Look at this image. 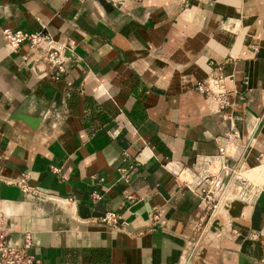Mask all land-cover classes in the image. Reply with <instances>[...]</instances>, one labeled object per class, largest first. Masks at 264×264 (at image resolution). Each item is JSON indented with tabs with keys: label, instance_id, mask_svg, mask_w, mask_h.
<instances>
[{
	"label": "crops",
	"instance_id": "0c3cea01",
	"mask_svg": "<svg viewBox=\"0 0 264 264\" xmlns=\"http://www.w3.org/2000/svg\"><path fill=\"white\" fill-rule=\"evenodd\" d=\"M4 26L70 40L64 72ZM214 65L221 111L194 88ZM230 124L255 192L207 219L163 162L215 153ZM19 176L72 202L27 200ZM0 213L10 242L32 236L28 263L0 264H181L196 239L187 264H264V0H0Z\"/></svg>",
	"mask_w": 264,
	"mask_h": 264
},
{
	"label": "built area",
	"instance_id": "2783aa9c",
	"mask_svg": "<svg viewBox=\"0 0 264 264\" xmlns=\"http://www.w3.org/2000/svg\"><path fill=\"white\" fill-rule=\"evenodd\" d=\"M112 5H120L125 0H105ZM1 35L11 49H15L22 42L29 45L44 43L42 58L52 68V77L57 78L65 70L66 51H71L70 40L55 41L47 32L12 29L4 26ZM226 75L221 72L219 65H214L212 72L197 81L194 88L204 92L212 103L214 111H221L231 103L227 93ZM225 116V114H224ZM229 118V116H226ZM216 152L200 154L190 165H185L176 159H167L163 166L175 175L178 181L196 193L204 201V216L213 218L217 214H226L230 201L248 199L254 192L251 180L243 178L239 167L226 162L227 157L238 158L242 145L237 130L232 124L216 136ZM54 168V167H52ZM55 169V168H54ZM16 183L27 200H50L57 205L72 202V199L60 197L44 192L29 185L24 176L10 180ZM220 209V210H219ZM99 219L111 227H118L119 215L113 210H107ZM6 227L0 213V261L5 263H28L31 256L24 249L31 244L32 236L25 231L19 241L10 242L6 238ZM252 235H254L252 233Z\"/></svg>",
	"mask_w": 264,
	"mask_h": 264
},
{
	"label": "rangeland",
	"instance_id": "374dc122",
	"mask_svg": "<svg viewBox=\"0 0 264 264\" xmlns=\"http://www.w3.org/2000/svg\"><path fill=\"white\" fill-rule=\"evenodd\" d=\"M220 210V209H219ZM218 215V214H217ZM214 218V217H213ZM202 240V239H201ZM201 240H195L194 244L190 246L188 251L182 257L181 264H187L194 256L198 255L199 248L201 246Z\"/></svg>",
	"mask_w": 264,
	"mask_h": 264
},
{
	"label": "water",
	"instance_id": "95a60500",
	"mask_svg": "<svg viewBox=\"0 0 264 264\" xmlns=\"http://www.w3.org/2000/svg\"><path fill=\"white\" fill-rule=\"evenodd\" d=\"M231 202H235V200H233V201H230V203H229L230 205H231ZM227 212H229V213H230V211H229V208H228ZM212 224H214V225H215V224H216V220H214V221L212 222Z\"/></svg>",
	"mask_w": 264,
	"mask_h": 264
}]
</instances>
